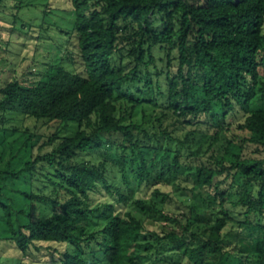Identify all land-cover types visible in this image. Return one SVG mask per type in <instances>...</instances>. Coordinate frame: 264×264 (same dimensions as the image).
I'll return each mask as SVG.
<instances>
[{
	"label": "trees",
	"instance_id": "trees-1",
	"mask_svg": "<svg viewBox=\"0 0 264 264\" xmlns=\"http://www.w3.org/2000/svg\"><path fill=\"white\" fill-rule=\"evenodd\" d=\"M69 1L63 30L82 71L64 60L43 78L55 63L34 61L0 78L4 117L59 124L44 141L53 147L0 169L2 238L22 255L53 249L59 264H127L147 236L137 211L173 217L163 202L176 191L191 213L152 246L187 264H241L248 250L264 264V105L253 106L258 90L264 100V0ZM121 46L130 68L117 64ZM251 144L259 154L245 156ZM26 177V189L7 188Z\"/></svg>",
	"mask_w": 264,
	"mask_h": 264
},
{
	"label": "rangeland",
	"instance_id": "rangeland-1",
	"mask_svg": "<svg viewBox=\"0 0 264 264\" xmlns=\"http://www.w3.org/2000/svg\"><path fill=\"white\" fill-rule=\"evenodd\" d=\"M69 2V0H3L0 3V78H9L15 68H30L34 61H52L55 63L54 67L43 78H48L50 73L57 70V64L64 60L68 68L82 71L81 62L77 57L73 59L74 53L68 47L71 39L69 33L63 30L68 28V22L71 20L68 9ZM158 26L163 28L161 22L158 23ZM65 48H68L66 54L63 53ZM128 54L129 49L121 46L116 57L117 64H123L128 68L132 67L134 63ZM262 76L264 79V71ZM21 81L25 85H30L37 83L38 78L26 74L21 77ZM261 94V90H258V98L253 101L254 107L264 105V100L259 98ZM142 111V106H139L136 117H141ZM57 124L56 121L37 119L24 113L13 112L4 117L0 111V169L20 168L25 160L43 154L50 147H53L55 143L46 145L44 141L49 134L55 131L59 125ZM68 127L69 130L74 129L72 125ZM186 130H188L187 127H181L176 131L173 129V132L183 135ZM25 131L34 134L31 147H23L28 134ZM255 149L254 145H248L244 150V155H258L259 152ZM33 177L36 179L38 175ZM26 179L27 177L20 178L15 186L11 182L6 186L15 192L19 187L26 189ZM97 196V194L94 195V204L98 202ZM147 199L151 201L152 197L149 196ZM234 199H238L236 194ZM189 202L190 200L179 192L172 191V198L163 203L167 206V210L173 214V217L160 213L149 214L137 211V215L145 223L144 233L147 236L139 237V241L142 242V247L140 246L138 250L140 256L137 257L132 254L133 248L125 250V262L127 264H187V257H180L174 247L165 244L152 246L155 240L151 235H164L171 229L185 224L187 222L186 215L191 213ZM231 207H233L232 204ZM126 208L130 209L128 205ZM182 212H185L186 215H181ZM105 224L106 220L103 217L98 218L90 222L89 229L97 230L103 228ZM195 228L197 227L194 226ZM242 232L241 230V240L239 241L241 245H246L248 241H251V238ZM2 233L3 227L0 226V264H59V254L53 249L22 255V251L13 242L2 238ZM235 243L236 240L231 244V247L235 246ZM248 243L251 244V242ZM146 246L148 247L146 248ZM157 249H159V255H157ZM247 252L249 253L236 252L239 257L238 262L243 264V260H245L250 264H256L254 255L251 254L250 250ZM132 257H135L136 260H132Z\"/></svg>",
	"mask_w": 264,
	"mask_h": 264
}]
</instances>
